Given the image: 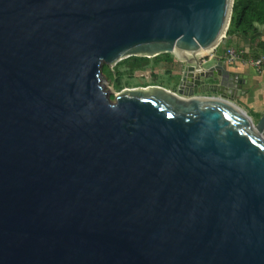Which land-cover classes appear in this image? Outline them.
Segmentation results:
<instances>
[{
  "label": "water",
  "instance_id": "obj_1",
  "mask_svg": "<svg viewBox=\"0 0 264 264\" xmlns=\"http://www.w3.org/2000/svg\"><path fill=\"white\" fill-rule=\"evenodd\" d=\"M233 4L0 0V264H264V113L208 57ZM164 53L174 89L110 101L103 63Z\"/></svg>",
  "mask_w": 264,
  "mask_h": 264
},
{
  "label": "crops",
  "instance_id": "obj_2",
  "mask_svg": "<svg viewBox=\"0 0 264 264\" xmlns=\"http://www.w3.org/2000/svg\"><path fill=\"white\" fill-rule=\"evenodd\" d=\"M227 48L242 52L248 60L257 58L264 53V26L259 25L258 31L248 36L239 33L226 35V38L208 54V57L220 59L226 63ZM226 64L231 71L241 76L239 80L242 81L241 90L244 93L238 94L235 104L242 108L252 120L255 118L258 120L264 113V66L257 68L241 61Z\"/></svg>",
  "mask_w": 264,
  "mask_h": 264
},
{
  "label": "rangeland",
  "instance_id": "obj_3",
  "mask_svg": "<svg viewBox=\"0 0 264 264\" xmlns=\"http://www.w3.org/2000/svg\"><path fill=\"white\" fill-rule=\"evenodd\" d=\"M151 60V64L146 70L138 72L126 68L114 69L116 65L109 66L111 70L109 72L103 67L101 85L111 102L115 101L116 94L125 89L141 88L145 85H158L166 89L176 87L179 79L176 72L181 69V63L176 55L174 53H164L153 57ZM102 65H105V63ZM248 113L250 112L248 111ZM253 121H256V118Z\"/></svg>",
  "mask_w": 264,
  "mask_h": 264
},
{
  "label": "trees",
  "instance_id": "obj_4",
  "mask_svg": "<svg viewBox=\"0 0 264 264\" xmlns=\"http://www.w3.org/2000/svg\"><path fill=\"white\" fill-rule=\"evenodd\" d=\"M259 25L264 26V0H234L231 20L226 35L239 33L248 36L256 33ZM151 59L153 58L129 57L118 62L114 69L126 68L133 72L144 71L151 64ZM103 67L111 72L109 66L106 64L101 66V71Z\"/></svg>",
  "mask_w": 264,
  "mask_h": 264
},
{
  "label": "built area",
  "instance_id": "obj_5",
  "mask_svg": "<svg viewBox=\"0 0 264 264\" xmlns=\"http://www.w3.org/2000/svg\"><path fill=\"white\" fill-rule=\"evenodd\" d=\"M226 63L233 64L237 61H241L244 64H250L254 67H263L264 66V53L258 56L255 59L248 60L244 57L243 53L237 51L234 48H227L225 51Z\"/></svg>",
  "mask_w": 264,
  "mask_h": 264
},
{
  "label": "bare ground",
  "instance_id": "obj_6",
  "mask_svg": "<svg viewBox=\"0 0 264 264\" xmlns=\"http://www.w3.org/2000/svg\"><path fill=\"white\" fill-rule=\"evenodd\" d=\"M208 52H206V53H204V54H202L201 56H204V55H206Z\"/></svg>",
  "mask_w": 264,
  "mask_h": 264
}]
</instances>
